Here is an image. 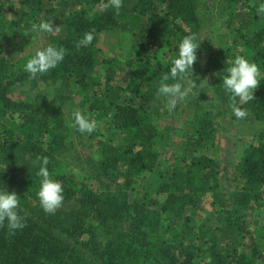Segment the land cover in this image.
Wrapping results in <instances>:
<instances>
[{"label":"trees","instance_id":"obj_1","mask_svg":"<svg viewBox=\"0 0 264 264\" xmlns=\"http://www.w3.org/2000/svg\"><path fill=\"white\" fill-rule=\"evenodd\" d=\"M12 2L0 0V14ZM17 2L21 17L10 23L0 19V35L10 38L0 46V165H17L9 175L0 170V189L20 198L25 227L12 234L6 222L0 225V264L264 263V250L254 245L258 231L248 224L257 205L264 209V130L242 152L234 171L242 186L232 197L221 193V163L210 155L218 148L221 128L215 109L231 110L222 76L243 53L231 48L208 52V110L197 104L190 130L165 163L156 148L162 135L150 109L158 99V84L170 74L185 35L197 33L203 43L197 0H123L119 11L105 8L108 0ZM262 4L264 0H227L226 9H233L228 22L235 37L264 74ZM58 18L64 20L58 32L30 33L32 24ZM16 27L20 35L11 38ZM88 32L94 40L84 45ZM116 32L131 34L134 42L129 70L114 82L102 72H113L115 78L121 61L102 56L100 43ZM50 43L67 50L64 61L32 77L24 70L27 60ZM202 51L201 44L197 53ZM28 82L52 85L55 96L17 99L16 86ZM91 82L102 86V95L86 111L98 122L89 135L98 138L100 154L95 167L75 176L59 159L72 131L64 106L76 98L73 84ZM253 96L239 106L264 122V79ZM37 157L48 158L50 174L64 187V200L54 214L46 213L37 197ZM143 176L146 183L138 189ZM208 195L212 210L206 215L212 211L216 217L197 219Z\"/></svg>","mask_w":264,"mask_h":264},{"label":"rangeland","instance_id":"obj_2","mask_svg":"<svg viewBox=\"0 0 264 264\" xmlns=\"http://www.w3.org/2000/svg\"><path fill=\"white\" fill-rule=\"evenodd\" d=\"M13 6L8 5L6 10L0 14V19H4L5 23H10L13 19L21 17L22 6L19 7L18 0H14ZM198 12L204 21L202 40L203 51L197 53V61L193 65V79L196 80L197 88L188 93V96L179 101L174 110L168 111L165 107V101L163 98H158L152 105L153 115L155 116V125L158 128L159 133L162 135L161 142L156 146L157 150L161 153V160L165 163L170 159V153L173 149L177 148L181 139L190 130V123L194 118L197 104L202 105L208 110V103H211V91L207 88H211V81L209 75L206 73V62L208 59L209 51H216L218 49H238L244 57L253 62L250 56L247 57L245 52L246 47L242 45L243 40L235 37L234 31L229 25V12L233 9H226L227 0H197ZM240 6V4L238 5ZM19 7V8H18ZM54 27H59L64 20L58 18L52 21ZM235 25V24H234ZM20 28V27H19ZM18 27L13 31V36H19L20 30ZM58 32V31H56ZM55 33V32H53ZM46 33H42L44 35ZM130 38V40H129ZM8 37L0 35V46H4ZM134 42V37L129 33L116 32L114 34H107L102 37L100 47L102 56H108V58H118L121 62L116 66L115 78L113 72L104 71L102 76L106 74L108 77H112V81L117 82L120 80L121 75L129 70L127 65L128 59H130L129 51ZM4 44V45H3ZM3 52V51H2ZM1 53V52H0ZM161 58V54L159 55ZM125 70V71H124ZM73 93L76 95L74 102L64 106L65 117L67 118L69 125L71 126L73 113L77 110L87 113L88 105L90 101L95 99V96L102 95V86L98 82H91L87 86H79L73 84ZM39 95H47L54 97L55 92L52 85L39 83L37 86H33L30 82L18 84L16 86L15 96L19 100L29 101L36 98ZM219 114L218 120L221 123V128L218 136V148L212 150L210 155L221 163V172L219 176L220 191L224 195L232 197V193L236 188L242 186L235 177L234 171L236 165L241 159L242 152L245 147H248L251 143H257L258 135L264 130V122L255 119L251 112L247 111V117L243 120H236L231 110L224 111L222 109H215ZM69 139L66 143V148L60 154V161L66 164L69 174L75 176H83L89 172L90 167H95L96 157L99 156L100 150L97 145L98 138L90 136L89 134H81L75 128L71 126ZM108 135V134H106ZM167 143V144H166ZM17 165H0V170L6 175L14 172V167ZM147 176H143L138 189L143 188L146 183ZM133 201V198H131ZM211 201L210 195L205 198L204 204L206 209H200V215L196 218L212 217L215 219V214L207 216V211L210 212L212 207L206 201ZM202 205V206H203ZM213 214V215H212ZM216 222V221H215ZM219 223V222H218ZM248 224L253 231H258L255 235V246L264 250V238L261 237L264 227V209L262 205H257L253 214L249 217ZM110 234V233H109ZM245 251L249 252L250 249L246 248ZM205 261V258H204ZM255 264H264L260 259H257Z\"/></svg>","mask_w":264,"mask_h":264},{"label":"clouds","instance_id":"obj_3","mask_svg":"<svg viewBox=\"0 0 264 264\" xmlns=\"http://www.w3.org/2000/svg\"><path fill=\"white\" fill-rule=\"evenodd\" d=\"M123 6V0H108L105 8L111 7L119 11ZM264 13V4L258 9ZM59 31L52 21L41 20L31 26L30 33L42 34ZM33 39V37H32ZM94 35L85 33L81 43L91 45ZM130 40V38H129ZM201 40L197 33L185 35L178 42V51L171 61L170 74L162 76L156 95L163 98L168 111L175 109L179 101L184 100L190 91L197 88L196 80L193 79V65L197 61V52L200 49ZM66 49L55 43H50L35 52L24 66L25 72L32 77L43 75L56 69L64 61ZM222 76V87L231 99V111L236 120L247 117V110L239 105L246 104L254 99L253 92L264 79L259 66L243 56H236L225 70ZM175 81V82H171ZM97 121L87 113L77 110L73 113L71 126L81 134H91L97 128ZM49 160L47 157H37L34 166H38L37 175L41 178L37 192L42 209L46 213L54 214L64 200V187L62 183L54 179L48 170ZM20 198L15 192H9L6 188L0 189V225L6 226L10 233L25 227L24 217L18 212Z\"/></svg>","mask_w":264,"mask_h":264}]
</instances>
